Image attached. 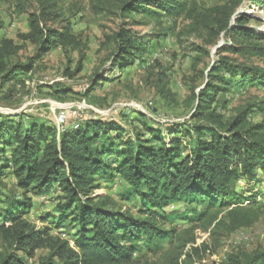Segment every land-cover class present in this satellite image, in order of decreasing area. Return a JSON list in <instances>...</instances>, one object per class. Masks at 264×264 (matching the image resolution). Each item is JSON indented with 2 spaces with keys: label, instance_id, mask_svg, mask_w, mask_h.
<instances>
[{
  "label": "trees",
  "instance_id": "16d2710c",
  "mask_svg": "<svg viewBox=\"0 0 264 264\" xmlns=\"http://www.w3.org/2000/svg\"><path fill=\"white\" fill-rule=\"evenodd\" d=\"M243 1L225 0L209 15L197 17L185 0H93L96 14L141 16L133 24L186 13L194 22L190 30L203 26L210 33L209 45H218L222 34L227 40L211 62H206L211 56L207 44H191L197 54L187 99L192 110L189 119L166 128L149 124L144 113L142 128L127 135L118 121L86 118L84 112L81 118L70 115L61 128L23 113H0V264H149L147 255H158L166 244L172 247L168 264H205L195 263L194 256L200 258L211 245L197 244L196 229L216 236L222 230L251 227L264 217V200L252 188L264 183V97L226 115L233 86H264V66L254 61L264 63V31L248 26L246 14L234 18ZM16 3L28 14L29 30L18 34L19 43L1 35L0 21V95L10 96L12 89L4 91L8 84L26 86L25 76L36 70L37 60L57 48L65 52V75L80 74L89 45L74 32L59 0ZM147 43L123 24L105 33L102 45L113 46L110 66L105 67L108 60L101 61L91 77V90L112 80L108 74L116 68L135 67ZM26 44L33 45L35 53L23 61L20 52ZM74 51L79 57L71 69ZM154 87L162 99L177 104L162 73ZM69 92L58 84L51 96L62 101ZM255 114L262 119L254 122ZM8 175L14 176L19 196L6 193ZM117 177L127 184L121 199L140 201L138 214L114 197L96 193ZM240 182L249 189L240 188ZM52 191H57L55 211L43 218L52 216L59 233L29 218L34 196ZM180 202L190 207L167 213L168 206ZM178 219L191 226L179 231L170 224ZM61 231L70 238H62ZM223 264H264V247L233 250Z\"/></svg>",
  "mask_w": 264,
  "mask_h": 264
},
{
  "label": "rangeland",
  "instance_id": "374dc122",
  "mask_svg": "<svg viewBox=\"0 0 264 264\" xmlns=\"http://www.w3.org/2000/svg\"><path fill=\"white\" fill-rule=\"evenodd\" d=\"M185 1L188 11L193 10L197 17L200 14L209 15L213 7L225 3V0ZM16 2L17 0H0V21L3 23L1 35L13 38L20 43L18 34L27 32L29 23L27 12L19 9ZM92 2L93 0H59V6L67 11V15L74 23V32L89 45L83 71L73 78L66 76L65 52L61 48L54 49L37 60L36 70L30 76H25L26 86L12 83L6 86L4 91L7 93L9 89H12V92L9 97L0 95V113H23L25 117L30 115L52 122L51 120L55 119L61 106L81 107L84 109L86 118L118 121L124 127L126 135L132 134L133 128H142L141 113L145 114L149 124L162 123L164 128L171 123L189 119L192 106L188 105L187 99L190 96V87L193 85L192 79L196 76L192 65L194 57L197 55L190 50L191 44H207L211 56L206 58V62L216 59V51H213L215 46L209 45L211 37L206 28L201 26L198 30H190V25H193L194 22L187 17L186 13L175 18L165 16L161 20L150 22L144 20V23L133 24V20H140L141 16L123 19L115 13L99 15L93 10ZM30 8H33L32 4H30ZM240 13L246 14L250 19L248 26L264 31V0H244L238 8V16ZM120 24L131 28L138 36L143 37L148 42L149 48L135 67L125 70L116 68L112 74H108L111 75L109 77L112 80L107 79L105 83L91 90V77L100 66L101 61L108 60L105 67L109 69L110 66L109 55L113 46L102 45L104 34L117 30ZM170 27H175V30L169 31ZM226 40V36L222 34L219 43L224 44ZM34 53L35 47L26 44L20 52V58L26 61ZM71 57L73 61L71 69H73L79 52H72ZM254 61L264 66L262 61L257 59ZM202 66L200 64L199 67ZM151 71L152 76H150ZM160 73L163 74L164 82L175 93L177 104L162 99L156 92L154 84ZM58 84L70 89L69 95L62 97V101L51 96L52 88ZM228 97L227 117L235 114V109L239 106L254 101L256 97L263 98L264 86L236 85L233 86ZM261 119V114H255L252 120L257 122ZM5 180L9 186L5 190L6 193H16L19 196L21 192L14 189V176L8 175ZM126 187V182L117 177L113 181L104 182L96 193L108 194L138 214L140 206L138 199L133 201L121 199ZM239 187L249 189L246 182H240ZM252 188L255 189L254 191H260L259 200H264V183L254 185ZM56 196L57 191H52L45 197L34 196V207L29 214V218L36 226L51 227L54 233L58 231V228H55L54 218L52 216L46 219L43 217L55 211ZM189 207L188 203L180 202L171 204L165 210L167 213L174 211L182 213ZM170 224L176 225L179 231L191 226L188 222L180 219ZM194 235L197 244L207 241L211 245L210 250L202 253L200 258L194 256L195 263L212 264L216 262L223 264L227 260V255L233 250L252 251L259 246L264 247V217L260 218L253 226L241 228L235 232L222 230L218 235L213 236L210 230L198 228ZM171 251L172 247L166 244L165 250L158 255H147L149 264H168V255ZM40 254H43V251H39L38 255Z\"/></svg>",
  "mask_w": 264,
  "mask_h": 264
},
{
  "label": "built area",
  "instance_id": "2783aa9c",
  "mask_svg": "<svg viewBox=\"0 0 264 264\" xmlns=\"http://www.w3.org/2000/svg\"><path fill=\"white\" fill-rule=\"evenodd\" d=\"M83 111L84 109H82L81 107H60V111L59 113H57V115L55 116V125L59 128H61L67 121L68 117L74 116V117H83ZM56 233H59V231H57ZM61 237L64 239H69L70 236L68 235L67 232L65 231H61ZM73 243V241H72Z\"/></svg>",
  "mask_w": 264,
  "mask_h": 264
},
{
  "label": "water",
  "instance_id": "95a60500",
  "mask_svg": "<svg viewBox=\"0 0 264 264\" xmlns=\"http://www.w3.org/2000/svg\"><path fill=\"white\" fill-rule=\"evenodd\" d=\"M238 12L236 13V15L234 16V18L237 16ZM222 44L219 43L218 45H216L213 49V51H216Z\"/></svg>",
  "mask_w": 264,
  "mask_h": 264
},
{
  "label": "crops",
  "instance_id": "0c3cea01",
  "mask_svg": "<svg viewBox=\"0 0 264 264\" xmlns=\"http://www.w3.org/2000/svg\"><path fill=\"white\" fill-rule=\"evenodd\" d=\"M55 120V119H54ZM54 120H51L53 123H55V121ZM46 195H44V196H42V197H45Z\"/></svg>",
  "mask_w": 264,
  "mask_h": 264
}]
</instances>
